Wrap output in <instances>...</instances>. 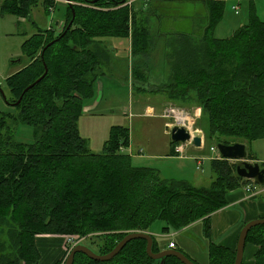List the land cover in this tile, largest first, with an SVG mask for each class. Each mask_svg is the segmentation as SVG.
Here are the masks:
<instances>
[{
	"label": "trees",
	"instance_id": "obj_1",
	"mask_svg": "<svg viewBox=\"0 0 264 264\" xmlns=\"http://www.w3.org/2000/svg\"><path fill=\"white\" fill-rule=\"evenodd\" d=\"M44 1L47 9L55 6L53 0ZM68 1L72 5L67 3L63 32L56 36L53 30H39L27 39L29 63L6 80L13 111L0 113V264H39V236L74 235L78 241L97 237V250L89 248L106 255L128 233L148 231L156 221L165 224L164 235L201 222L203 236L211 239L212 215L228 206L232 191L252 181L238 177L239 162L224 158L211 160L213 181L208 187L135 167L130 157L119 153L131 138L124 127L113 128L103 153H92L81 136L79 119L83 98L92 96L95 83L112 72V53L120 50L113 44L110 51L106 39L127 40L132 55H146L151 33L127 5L129 0ZM204 2L205 32L199 41L189 34L174 37L166 57L168 81L147 89L149 73L137 64L133 90L162 94L169 101H196L208 122L206 140H215V145L264 140V21L252 14L251 22L230 37L217 38L224 1ZM36 3L0 0V15L30 19ZM46 69V77L24 93ZM135 79L142 84L136 86ZM19 124L33 128L32 143L16 139ZM249 160L258 161L250 153ZM247 244L257 247L254 264H264V225L249 232ZM146 247L145 240H134L109 262L80 253L74 264H160L147 255ZM164 249L154 240V253ZM208 252L209 264L235 263L236 250L210 244ZM67 256L56 264H64ZM165 264L183 263L167 257Z\"/></svg>",
	"mask_w": 264,
	"mask_h": 264
},
{
	"label": "rangeland",
	"instance_id": "obj_2",
	"mask_svg": "<svg viewBox=\"0 0 264 264\" xmlns=\"http://www.w3.org/2000/svg\"><path fill=\"white\" fill-rule=\"evenodd\" d=\"M207 0H140L133 7L137 13L140 24L146 23V27L151 32V48L146 55H132L129 52V42L122 39L107 38L108 49L115 44L120 50L112 53V72H108L105 77L98 80L94 85V93L90 97H84L82 101L81 116L79 119V130L81 136L87 141L88 148L92 153H103L106 142L110 139V134L115 127H124L130 130L134 140L128 147L124 146L119 153L130 157L132 165L135 167H149L161 170L165 174L164 178L176 181H188L197 187H208L213 181L211 170V160L215 153L211 148L217 144L215 140H206L200 157L202 160L201 170L196 169L193 160L170 159L167 157L155 158L170 154L171 136L164 134L167 127L164 123L169 120L164 119L158 122L150 115L146 114L148 105L154 106L156 115H163L165 107L170 104L184 109L190 113L199 107L196 101L181 103L153 97V93L143 95L134 92L129 79H134L132 70L139 64L140 68L149 71V83L145 87L151 90L153 83L168 81L169 59L166 58L171 51V44L178 31L187 30L191 23H199V18L206 9ZM224 15L216 27L214 36L217 38H228L235 30L251 22L252 14L264 21V0H223ZM160 4L159 9L166 15L164 18L153 5ZM50 9L45 6L44 0H37V3L30 10L31 18H22L10 13L0 15V113H8L13 109L8 105L11 97L10 89L6 83L7 78L24 68L29 60L24 52V42L40 31H47L51 26L56 36H59L67 22L68 4L65 0L55 2ZM239 7L238 12L234 9ZM186 18L191 20L186 21ZM195 19V20H193ZM165 21L170 32L160 31V23ZM200 38V37H196ZM144 78V77H143ZM122 79V80H120ZM136 80V79H135ZM136 86L142 84L136 80ZM146 100H153L148 101ZM151 107V106H150ZM201 108V107H199ZM193 114V113H192ZM161 120V119H160ZM162 121V120H161ZM196 128L202 130L204 135L209 127L205 118L201 115L196 120ZM206 138V136H205ZM16 139L23 143L34 141L33 128L28 125L19 124L16 127ZM249 153L258 161L249 160L253 163H264V140H255L245 143ZM133 147V148H131ZM144 150L146 157L138 159L137 149ZM139 150V151H140ZM189 156L195 155L189 148ZM140 154V153H139ZM140 156V155H139ZM151 156V157H150ZM239 161H235L238 163ZM240 163V162H239ZM186 165V166H184ZM186 167L183 172L179 169ZM196 176V177H195ZM222 210V209H221ZM220 211V210H219ZM218 212V211H217ZM165 224L156 221L148 231L160 248L169 247V243L175 242L178 251L183 252L197 264H209L210 241L203 236V226L201 222H196L180 230L172 231L166 236L162 233ZM73 236V237H72ZM60 238H50L39 240L44 249V261H49L56 257L57 251L63 250V257L69 254L70 247L74 244H83L97 250L100 240L97 237L87 236L78 238L74 235L59 236ZM76 237V238H75ZM72 239V240H69ZM140 240V239H139ZM167 247V248H168ZM69 249V250H68ZM62 257V258H63ZM49 264V263H47Z\"/></svg>",
	"mask_w": 264,
	"mask_h": 264
},
{
	"label": "crops",
	"instance_id": "obj_3",
	"mask_svg": "<svg viewBox=\"0 0 264 264\" xmlns=\"http://www.w3.org/2000/svg\"><path fill=\"white\" fill-rule=\"evenodd\" d=\"M154 8L156 10H158L160 12V15H162L164 18L166 17L165 13H163L164 11L161 9H159V7L161 6L160 4H156L153 5ZM195 20V19H193ZM200 22L199 23H191L188 27L187 30H182V31H178V34H189L192 36V38H194L196 41H199L200 38H196L199 37L198 35H203L205 32V29L208 25V9H207V5H206V9L203 13V15L199 18ZM186 21H190V18L187 19ZM160 31H164V32H170V30H168V26L165 24V21H161L160 23ZM151 33V32H150ZM174 40V38H172ZM130 40V39H129ZM111 49H114V45L110 46ZM115 53V51H114ZM147 69V67H145V70ZM147 73H149L148 70H146ZM122 80V79H120ZM131 81L133 82V80L130 78L129 82L131 83ZM167 80H165L164 82H156L153 83L152 88H155L156 85H161L163 83H166ZM132 86V83H131ZM133 88V87H131ZM143 95L147 94V93H142ZM153 97L155 98H161L165 100V97L162 96V94H154L153 93ZM148 101H153V100H146V102ZM151 106V107H150ZM198 109L192 110V111H196L197 115L200 116L202 114V109L199 107H196ZM146 114L150 115L151 118L153 119H157L158 122H163L165 121L164 118L162 117L161 114L156 115V109L154 108V106L152 105H148L147 109H146ZM162 121H161V120ZM164 126H166V124L164 123ZM164 134L168 133L165 131ZM133 143V147H134V140L131 136L130 138V145ZM131 147V148H133ZM139 148V147H137ZM174 146L171 145V149H170V154H162L161 156H152L155 158H160V157H167L170 159H181V160H193L196 163V169H197V162L199 159H202L200 157V153H202L203 148L202 149H193L192 151L195 152V155H190V157L188 158H180L179 156H177L174 151H173ZM141 148L137 149V157L138 159H144L142 157H146V155L144 154V152L142 154H139V150ZM144 151V150H143ZM190 151V150H189ZM188 151V154H189ZM140 155V156H139ZM151 157V156H150ZM186 166V165H184ZM179 169L182 170L180 172H183L186 167L181 168V166H179ZM159 172L161 173L162 177H165L163 174L164 172H161V170H159ZM196 177V176H195ZM247 186H252L251 184H248L246 186H243L239 189H236L234 191H232L229 195H228V206L216 213H214L212 215V232H211V239H208L210 241V244H214V245H218V246H224L227 247L233 251L236 250L237 248V244H238V239H239V235L240 232L242 230V228L250 221L256 220V219H264V187H254L253 189V193H249L246 190ZM171 234V233H170ZM168 234V235H170ZM166 235V236H168ZM48 237V238H45ZM50 239V238H60L59 236H39L37 238V246L38 249L40 251L41 254V259L39 264H56L58 263L62 257H63V250H61L60 252H56L55 254H57L56 257L52 258L53 255H51V259L49 261H44V249L41 248V244L39 243V240L42 239ZM61 239V238H60ZM62 240V239H61ZM175 243V242H173ZM177 247V244H176ZM178 248V247H177ZM257 251V247L255 245L252 244H247L245 247V253H244V260L243 263L244 264H254V255Z\"/></svg>",
	"mask_w": 264,
	"mask_h": 264
},
{
	"label": "water",
	"instance_id": "obj_4",
	"mask_svg": "<svg viewBox=\"0 0 264 264\" xmlns=\"http://www.w3.org/2000/svg\"><path fill=\"white\" fill-rule=\"evenodd\" d=\"M69 4L71 3L69 2ZM73 13L75 15V12ZM71 26H72V22L68 25L66 31H64V33L61 36L66 34V32L71 28ZM52 44H54V41L51 42L48 46H51ZM43 54L44 52L42 53V55ZM47 73H48V70L46 69L44 75L40 79H38L35 83L27 87L24 93L28 92L29 90L34 88L37 84H39L46 77ZM22 98L23 96L16 103V105H18L21 102ZM166 132L171 136V140L176 143L178 142L184 143L191 139V135L190 133L186 131V129L180 128L177 126L174 127L173 129H169V127H167ZM192 144L197 148H201L202 143H201L200 133H198L195 136V138L192 141ZM217 148H218L219 153L224 159L240 162V164L236 168V173L241 180L243 179L252 180L257 185L264 187V168H261V165L258 162L253 163L248 160V151H247V147L245 144L236 143L233 145H225V144L220 143L217 145ZM261 225H264V219H256V220L250 221L242 228L240 235H239V239H238L234 264H243L247 236L253 228L257 226H261ZM139 239L145 240L147 242V247H146L147 255L154 261H160V264H165V259L167 257H175L179 259L183 264H196L186 254H184L181 251L175 250V249H165L159 253H154L153 252V246H154L153 236L150 235L149 233H144V232L128 233L116 245V247L110 253L106 255H99L96 252H94L92 249H90L89 247L83 244H78L70 250L64 264H74L76 254H80V253L86 255L90 259L97 261V262H109L113 260L115 257H117L122 252V250L126 247L127 244H129L130 242L134 240H139Z\"/></svg>",
	"mask_w": 264,
	"mask_h": 264
},
{
	"label": "built area",
	"instance_id": "obj_5",
	"mask_svg": "<svg viewBox=\"0 0 264 264\" xmlns=\"http://www.w3.org/2000/svg\"><path fill=\"white\" fill-rule=\"evenodd\" d=\"M53 1L54 2H58L60 0H53ZM137 1L138 0H129L127 5L131 6ZM234 9L238 12L239 7H235ZM192 113H190V112H188V111H186L184 109L178 108V107H176L173 104H170L169 106L165 107L164 113L162 115V117L164 119L169 120V123L166 124L169 127V129H173L174 127L177 126V127L186 129V131L188 133H190V135H191V139L189 141L184 142V143L180 142V143H177L174 146V153L177 156H179L180 158H188V157H190L188 155V151H189L188 149L189 148H191V149H199V148H196L192 144L193 139L195 138V136L198 133L201 134L202 148L204 147V144H205V135H204L203 131L196 128V120L199 118V116L197 115L196 111L192 112ZM121 150H123V149H121ZM211 152L215 153V158L216 159H222L216 146H213L211 148ZM139 153L142 154L143 150H140ZM202 160L203 159H199L198 160V162H197V170H201L202 165H203ZM253 188L254 187L247 186L246 190L249 193H253L252 192L254 190ZM69 240H72V239H69ZM77 243L74 244L73 247L76 246ZM69 247L71 248V246H69ZM169 247L170 248H175L174 243H170Z\"/></svg>",
	"mask_w": 264,
	"mask_h": 264
},
{
	"label": "flooded vegetation",
	"instance_id": "obj_6",
	"mask_svg": "<svg viewBox=\"0 0 264 264\" xmlns=\"http://www.w3.org/2000/svg\"><path fill=\"white\" fill-rule=\"evenodd\" d=\"M165 249H167V247H166ZM174 249H175V250L177 249L176 245H175V248H174Z\"/></svg>",
	"mask_w": 264,
	"mask_h": 264
},
{
	"label": "bare ground",
	"instance_id": "obj_7",
	"mask_svg": "<svg viewBox=\"0 0 264 264\" xmlns=\"http://www.w3.org/2000/svg\"><path fill=\"white\" fill-rule=\"evenodd\" d=\"M77 255V254H76ZM76 257V256H75ZM75 262V261H74Z\"/></svg>",
	"mask_w": 264,
	"mask_h": 264
}]
</instances>
